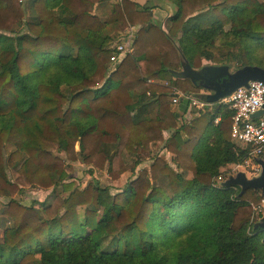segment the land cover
<instances>
[{
    "label": "trees",
    "instance_id": "1",
    "mask_svg": "<svg viewBox=\"0 0 264 264\" xmlns=\"http://www.w3.org/2000/svg\"><path fill=\"white\" fill-rule=\"evenodd\" d=\"M169 1L166 33L154 6L133 0H0V264H264V227L252 221L263 194L213 185L248 157L231 139L233 111L215 104L186 121L187 102L177 113L170 101L174 86L201 90L171 73L175 38L196 69L235 60L237 45L264 67V1ZM109 2L103 18L96 6ZM130 25H140L134 51L111 71ZM167 131L177 168L157 156L123 187L71 180L78 160L112 181L135 173ZM30 186L57 192L39 208L15 197Z\"/></svg>",
    "mask_w": 264,
    "mask_h": 264
},
{
    "label": "built area",
    "instance_id": "2",
    "mask_svg": "<svg viewBox=\"0 0 264 264\" xmlns=\"http://www.w3.org/2000/svg\"><path fill=\"white\" fill-rule=\"evenodd\" d=\"M137 31V26L130 25L125 34L116 42V52L110 61L113 66L126 55L133 53ZM182 101L188 104L186 116L188 113L191 114L193 109L203 110L211 105L190 93L174 88L172 102L180 104ZM217 104L227 105L233 111L231 139L239 148L248 151V157L242 164H236V168L243 166L249 168L253 175L258 174L261 171V164L258 160L264 161V82L251 81L249 87L238 88ZM259 111H263V114L259 118H254L253 115ZM218 121L219 119H216V122ZM224 180L222 175L215 177L213 185L222 186L221 183ZM254 211L253 222L258 221L264 213V195L261 203L254 206Z\"/></svg>",
    "mask_w": 264,
    "mask_h": 264
},
{
    "label": "rangeland",
    "instance_id": "3",
    "mask_svg": "<svg viewBox=\"0 0 264 264\" xmlns=\"http://www.w3.org/2000/svg\"><path fill=\"white\" fill-rule=\"evenodd\" d=\"M122 1V0H119ZM258 1H264V0H258ZM112 11V4L111 2L106 3L105 5L102 6H96V12L102 16L103 18H105L110 12ZM209 17H214L215 14L211 13L208 14ZM137 28H140V25H137ZM167 28V26H166ZM118 38V37H117ZM117 38L113 41V43L115 44V42L117 41ZM113 44V45H114ZM242 51L240 50L239 46L237 45L234 48V56H235V60L226 63L229 64L231 67V71H235L240 67H243L244 65H246V63L244 62V60L241 57ZM203 63L205 65H209V64H213V62L211 60H204ZM109 68L111 71H113L115 69V66H113V64H111L109 62ZM166 85H170L169 82L164 81L163 82ZM176 88L178 90L181 91V89H179L178 87L174 86L173 89ZM63 90L67 93V88L64 87ZM205 90L201 89L199 90V92H196L197 95H199L200 93H204ZM170 101H172V99L170 98ZM179 104H175L172 102V109L174 111H176L177 113H179L181 110L179 108ZM213 108V105H209L206 106L205 109L203 110H198L196 112H207V111H211ZM151 113L152 114H157V106L153 105L152 109H151ZM186 120V118L184 119ZM182 123V116H178V124L180 125ZM171 132H164V138L166 139V141H158V142H154L151 144L150 149L149 150H141L139 152L140 155V160L142 161V163L137 167V169L135 170V173L128 171L126 173L123 174V176L121 177V179H119L118 181H112V179L109 177L107 170L106 169H96L93 168V173H90V169L91 166H88L86 164H84L81 160H78L76 162H68L69 166H68V171L70 173V177L71 180L75 181L76 186L78 187H85L86 185H88L89 183H95L100 182L102 185H110V184H114L117 187H123L125 185V183L129 180V178L133 177L134 175H137L139 171H141L142 169L148 168V166L152 163V161L154 160L155 157L157 156H162L164 158L167 159V161H169L171 163V165L174 168H177L175 163H174V155L171 152L166 151V145L169 142V138H170V134ZM166 135V136H165ZM77 149H79V146H77ZM13 150V146L8 145L6 148V154L10 153V151ZM61 156H65L63 153H61ZM129 158L132 161H135L136 157L130 155ZM236 164H229L226 167L222 168V171L224 172L222 175L224 177V179H227L229 176L231 175H237L238 172L240 171H244L246 172L248 177H253L252 172L250 171L249 168L243 167V166H239L238 168H236ZM179 173L184 176V177H191V172L189 171H184V170H179ZM8 174L12 179H15L17 176V173L15 171V169H8ZM61 186H58V190H60L61 195L63 196H67L68 193L67 192H62L61 190ZM56 192L52 187L51 188H40L37 186H30V187H24L23 188V192H19L15 197L17 199H19L22 203L26 204V205H30L32 203H35L36 207L39 208H43L44 206L48 205L49 203L52 202V200L54 199ZM7 199L6 198H0V206L2 205V203L6 202ZM3 233V228L0 227V235Z\"/></svg>",
    "mask_w": 264,
    "mask_h": 264
},
{
    "label": "water",
    "instance_id": "4",
    "mask_svg": "<svg viewBox=\"0 0 264 264\" xmlns=\"http://www.w3.org/2000/svg\"><path fill=\"white\" fill-rule=\"evenodd\" d=\"M173 4V3H172ZM174 5V4H173ZM174 14L177 10L176 6ZM172 14L171 16H173ZM170 15L168 17H171ZM154 17V16H153ZM154 22H159L161 28L168 33L165 23L159 19L153 18ZM181 62L180 70H171L175 78L188 79L194 86L205 90L204 93H191L209 104H217L222 98L231 95L235 90L240 87H249L251 81L264 82V67L260 65H244L235 71H231L229 64H209L204 65L200 69L194 68L179 45L178 38L173 40ZM263 111H259L253 115L254 118H259ZM261 164V171L248 177L246 172L240 171L237 175H231L225 179L221 185L222 187L237 186L241 188L240 196L247 190L254 189L260 191L264 195V161L258 160ZM256 227H264V213L257 221Z\"/></svg>",
    "mask_w": 264,
    "mask_h": 264
},
{
    "label": "crops",
    "instance_id": "5",
    "mask_svg": "<svg viewBox=\"0 0 264 264\" xmlns=\"http://www.w3.org/2000/svg\"><path fill=\"white\" fill-rule=\"evenodd\" d=\"M137 2L140 5H152L154 8L153 16L156 19L162 20L165 23V26H167V21L172 14H174L175 7L169 0H133ZM192 118V113H188L186 116V121L190 120ZM170 134V133H169ZM166 136V135H165Z\"/></svg>",
    "mask_w": 264,
    "mask_h": 264
}]
</instances>
